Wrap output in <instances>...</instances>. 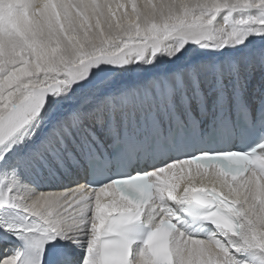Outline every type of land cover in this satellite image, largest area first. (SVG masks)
<instances>
[{
	"label": "snow or ice",
	"instance_id": "obj_1",
	"mask_svg": "<svg viewBox=\"0 0 264 264\" xmlns=\"http://www.w3.org/2000/svg\"><path fill=\"white\" fill-rule=\"evenodd\" d=\"M0 264H264V0H0Z\"/></svg>",
	"mask_w": 264,
	"mask_h": 264
},
{
	"label": "bare ground",
	"instance_id": "obj_2",
	"mask_svg": "<svg viewBox=\"0 0 264 264\" xmlns=\"http://www.w3.org/2000/svg\"><path fill=\"white\" fill-rule=\"evenodd\" d=\"M154 2H155V0H154ZM143 3H145V0H137L138 7L141 6V5H143ZM128 5H129L128 11L131 12V5L130 4H128ZM193 171H196V170L193 169ZM186 174L187 173H185V176H187ZM192 177H196L195 179H192V181H191L195 186L196 185H202V184L211 186V184L215 183V176H212L211 180L208 181L207 178H206V176H202V175H200V173H199V175H197L196 172H192ZM250 177H251V173H250V175L247 178H250ZM243 179H246V178H242L241 180H243ZM206 181L208 182V184L205 183ZM238 184H239V182H238ZM185 186H187V181L185 183L181 184V188H180V191L181 192L183 190V187H185ZM42 187H46V186H42ZM216 187L218 189L228 191L227 190V187L221 188L220 184H218V183H216ZM109 197L111 198L112 196H109ZM109 197H107V199Z\"/></svg>",
	"mask_w": 264,
	"mask_h": 264
},
{
	"label": "rangeland",
	"instance_id": "obj_3",
	"mask_svg": "<svg viewBox=\"0 0 264 264\" xmlns=\"http://www.w3.org/2000/svg\"><path fill=\"white\" fill-rule=\"evenodd\" d=\"M129 4H130V3H129ZM127 6H128L127 8H129V5H128V4H127Z\"/></svg>",
	"mask_w": 264,
	"mask_h": 264
}]
</instances>
